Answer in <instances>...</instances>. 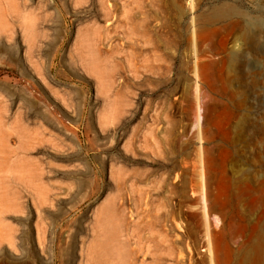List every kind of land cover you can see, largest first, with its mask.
Returning <instances> with one entry per match:
<instances>
[{"label": "rangeland", "instance_id": "1", "mask_svg": "<svg viewBox=\"0 0 264 264\" xmlns=\"http://www.w3.org/2000/svg\"><path fill=\"white\" fill-rule=\"evenodd\" d=\"M263 181L264 0H0V264H264Z\"/></svg>", "mask_w": 264, "mask_h": 264}, {"label": "bare ground", "instance_id": "2", "mask_svg": "<svg viewBox=\"0 0 264 264\" xmlns=\"http://www.w3.org/2000/svg\"><path fill=\"white\" fill-rule=\"evenodd\" d=\"M198 123H199V125H200V119L198 120ZM261 175V174H260ZM202 176V180H203V174L201 175ZM257 177V176H256ZM230 185L231 186H233V185H235V182L234 181H230ZM262 185H263V192H264V181H263V183H262ZM244 190V189H243ZM235 192V191H234ZM235 194V193H234ZM230 199V198H229ZM205 204V203H204ZM204 209H205V213H206V208L204 207ZM244 210V209H243ZM206 217H207V215H206ZM262 219V218H261ZM245 224V223H244ZM251 231L253 232V233H256V232H262L263 230L262 229H260L259 227H257V226H253L252 228H251ZM249 244V243H248ZM209 246H210V243H209ZM260 247H264V243H262V242H260V243H257V244H255V245H252V250H257L258 248H260ZM211 248L212 247H210V249H209V253H210V255H209V262H211L210 264H213V252H212V250H211ZM247 251H250L249 249L247 250ZM246 251V255L245 256H248L247 255V253H249V252H247ZM243 256H244V254H243ZM256 256V255H255ZM253 260V259H252ZM249 261V260H248ZM241 262V261H240ZM252 263H253V261H251ZM250 262V263H251ZM238 263V262H237ZM242 263V262H241ZM251 263V264H252ZM256 264H259L258 262L256 263ZM260 264H262V263H260Z\"/></svg>", "mask_w": 264, "mask_h": 264}]
</instances>
